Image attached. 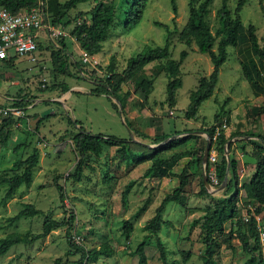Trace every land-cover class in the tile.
I'll list each match as a JSON object with an SVG mask.
<instances>
[{
	"label": "rangeland",
	"instance_id": "1",
	"mask_svg": "<svg viewBox=\"0 0 264 264\" xmlns=\"http://www.w3.org/2000/svg\"><path fill=\"white\" fill-rule=\"evenodd\" d=\"M38 1L46 5V0ZM107 1L115 4L114 26L101 51L95 55L88 54V61H83V50L72 29L79 21H89L93 2H81L68 10L59 25H53L54 13L46 5V19L57 33L50 41L41 44L34 60L19 55L12 65L0 64V106L17 101L22 109L21 116L12 117V133L7 146L0 147V175L20 171L16 163L28 156L33 148L39 153L29 185H20L6 202L1 201L5 187L0 188V238L13 231L39 233L43 221L48 218L63 223L31 244L13 245L0 257V264H51L58 257L61 264H74L81 260V251H76L75 244L90 252L103 247L104 243L114 249L110 256L84 257L80 264H137L138 256L134 250L141 241L145 243L147 264H161L159 242L166 251V264H202V217L209 206L229 196L231 174L226 169L221 179L217 176L216 184L207 175L204 186L201 178L207 166L216 170L222 158L228 160L230 157L237 162L235 183L239 189V213L224 223L223 232H215L217 246L213 264H246L250 254L242 249L237 236L231 239L234 248L228 247L225 233L229 230L234 234L245 232L248 242L253 245L254 237L248 230L251 217L261 241L255 255L264 258V205L249 201L240 187L248 181L255 167L251 140H257V137L251 134H264V98L253 95L242 74L235 47H227V58L220 66L213 94L201 103L196 118H187L184 110L190 91L212 69L206 53L199 52L194 43L185 45L179 39L188 16L189 0H175V15L170 0H148L139 21L128 28L124 25L127 0ZM236 2L227 0L232 11ZM220 5L221 0H212L210 4L207 21L212 33L219 27L217 9ZM262 7L264 0H247L240 17L244 26H255L260 45L264 47ZM156 21L166 23L172 33L169 45L172 58L178 59L183 49L187 51L180 64L182 85L176 91L175 105L169 106L166 102L168 75L164 71L157 75L152 72L157 61L144 67L145 74L153 80L152 91L146 101L142 99L134 78L121 85L120 95L129 92L124 106L106 92L100 95L91 93L92 88L99 86V80L111 71L120 72L127 59L145 45L164 44L166 30L155 24ZM41 38L43 41L42 32ZM218 38L216 36L214 50ZM61 41L75 77L58 74L52 69L50 53L60 47ZM48 112L51 115L45 116ZM4 117L7 116L0 114V122ZM68 117L80 121L83 128L91 133L126 138L136 151H143V145H156L153 140L155 128L174 134L173 138L186 136L184 142L164 152L169 162L174 163L172 168L177 173L191 158L193 160L188 168V183L180 195L182 202L173 201L165 206L163 219L169 221L168 225L162 224L155 234L145 229L162 198L178 185V178L151 177L147 169L150 161L127 164L116 152V146L103 145L99 154L87 152L84 155L81 178L75 180L71 175L80 154L73 145L72 136L79 126L69 123ZM126 120L132 128L128 127ZM211 127H214L212 136L208 133ZM208 141L209 153L214 152L216 157L214 161L207 158L204 162L203 152ZM16 144L20 145L15 151L13 147ZM221 145L223 151L219 150ZM200 156L201 161L198 160ZM129 182L131 188L123 206L121 192ZM57 184L62 188L63 201ZM230 187L234 189V185ZM146 199V209L138 218L132 217ZM24 203H32L42 213L13 219ZM256 208L259 211H255ZM71 215L73 220L68 227L67 218ZM124 219L133 225L128 240L121 229ZM181 250L191 252L186 261L182 259Z\"/></svg>",
	"mask_w": 264,
	"mask_h": 264
},
{
	"label": "trees",
	"instance_id": "2",
	"mask_svg": "<svg viewBox=\"0 0 264 264\" xmlns=\"http://www.w3.org/2000/svg\"><path fill=\"white\" fill-rule=\"evenodd\" d=\"M148 0H127L124 10V25L126 28L139 21L142 16L144 7ZM212 0H189L188 2V16L185 24L179 33V39L185 44L190 45L194 43L199 52L206 53L211 62L212 69L207 76H202L196 88L189 93V102L184 114L187 118H196L199 106L201 103L209 98L214 91L218 80L219 69L222 63L227 58V47L233 46L238 55V62L244 78L249 83L253 95L263 96L264 98V47L260 45L259 37L256 34L254 25L249 24L244 26L240 17V11L247 0H237L233 11L228 7L227 0H221V5L217 9L219 27L215 33H212L207 21V15L210 11V4ZM45 2V0H44ZM81 2H93L89 10V21L85 19L75 24L72 29V34L77 40L81 50L89 55H95L102 49L103 42L107 39L110 30L114 26L115 20V4L107 0H46V5L50 12L54 13L52 18L53 25H59L63 20L66 12L75 8ZM171 8L174 15L177 13V6L175 0H170ZM39 4L38 0H0V8H6L12 13H19L22 10H29ZM44 10L46 12V5ZM264 11V8L262 7ZM174 19V17H173ZM132 23V24H130ZM155 24L160 25L166 30L165 42L162 46L145 45L142 50L135 55L129 57L126 61L125 67L120 72L111 71L106 74L103 79L99 80L98 87L92 88L91 93L100 95L106 92L117 99L122 106H124L125 97L129 95L126 91L120 95L119 91L121 85L125 81L134 78L138 91L144 101L148 99L149 93L152 91L153 80L148 77L144 72V67L152 61H157V65L153 67L152 72L157 75L164 71L169 80L166 83V102L169 106L175 105L176 91L182 85L180 77V64L187 55L185 49L179 53V58L174 59L170 56L169 45L171 31L168 25L163 22L156 21ZM216 36H219L216 49L213 46L216 41ZM42 42H38L37 46L40 48ZM51 65L53 71L58 74L75 77L74 72L70 68L68 62V53L64 42H60V47L52 50L50 53ZM16 57H10L8 60L1 62V65H12ZM75 66L79 69V64L75 62ZM81 71V70H80ZM11 106H19L17 101H13ZM115 109L118 106L113 103ZM51 113H46L49 116ZM13 116L9 115L4 117L0 122V147H6L8 139L12 133ZM39 122V120H38ZM37 122V123H38ZM68 122L77 124L78 131L72 136V142L75 149L80 154L75 172L71 175L75 180L81 178L82 166L84 165V155L87 152L99 154L103 145L116 146V152L125 160L127 164L131 163L138 165L140 163L150 161L148 165L149 176L151 177H177L178 185L172 192L166 193L162 198L160 204L155 208L154 214L148 219L145 224V229L150 233H157L162 224H169V221L163 219V212L166 204L169 202H182L180 195L184 187L188 183L187 173L188 168L192 163V158L182 167L179 173L175 172L172 168V162L164 156V152L172 149L175 146L186 140V136L174 137V134L164 132L155 128L153 140L155 146L148 147L143 145V151H136L131 148L126 138L117 137L103 133H91L83 128L80 121L72 120L68 117ZM128 127H131L129 121L126 120ZM136 133L137 131L134 130ZM214 127L208 130L210 136L213 135ZM257 140H251L253 149L255 151V167L247 182H244L240 187L245 192V197L254 203L264 205V134L253 133ZM20 144H16L13 149L16 151ZM223 151V146L219 147ZM39 153L36 148H33L28 156L19 160L16 166L20 171H16L10 175H0V188L5 187V191L1 197L2 202H6L12 198L20 185H29L32 180L33 168L38 164ZM201 161V156L198 158ZM237 162L234 158L230 157L228 160L222 158V161L216 165V175L221 179L227 169L231 174L229 190L231 191L228 197L221 198L219 201L209 206L203 215L201 228L203 230L204 248L202 254V264H213L214 255L217 246L215 240V232L224 231V223L229 219L236 217L239 213L238 195L239 189L237 188ZM208 166L203 171L201 178L202 185L206 182L203 176H207ZM234 185V189H231ZM131 183H127L121 192V204L123 206L127 203V195L130 191ZM57 189L60 193V200L63 201L64 194L62 188L57 184ZM148 199L139 206L132 214V217L138 218L140 214L146 209ZM255 211H259L256 208ZM42 213L32 203H24L23 208L20 209L13 219L18 220L21 217L34 216ZM73 216L67 218L68 227H70ZM63 223L54 219H45L42 224V231L39 233H21L17 231L9 232L4 237L0 238V257L4 255L15 244H31L37 239L45 237L53 228L61 226ZM122 233L125 239H129V235L133 230V225L128 219L122 220L121 223ZM248 230L254 237L253 245L248 242V237L245 232L234 234L232 230L225 233V242L228 247L233 249L231 239L237 236L241 242L242 249L248 252L249 258L246 264H264L262 255H255V251L261 247L260 233L253 224V217L250 218ZM70 240V239H69ZM74 244V243H71ZM76 245V251H81V260H77L74 264H80L82 258L93 257L98 255L110 256L114 249L107 243L103 247L94 249L90 252L85 251L83 247ZM143 241L139 242L135 247L134 253L138 256L137 264H147V258L144 252ZM159 245V258L161 264H166V251L161 242ZM182 259L186 261L191 252L189 250H181ZM51 264H61V259L56 258Z\"/></svg>",
	"mask_w": 264,
	"mask_h": 264
},
{
	"label": "built area",
	"instance_id": "3",
	"mask_svg": "<svg viewBox=\"0 0 264 264\" xmlns=\"http://www.w3.org/2000/svg\"><path fill=\"white\" fill-rule=\"evenodd\" d=\"M47 12L44 10L43 2L29 10H22L19 13H12L6 8H0V63L10 57L24 56L34 60V54L38 50L37 43L50 41L51 37L57 32L52 24L46 19ZM41 32L44 35L42 41ZM13 52V53H12ZM83 61H88V54L82 52ZM0 114L3 116L12 115L19 117L22 109L17 106L2 105ZM214 152L208 155L209 161L215 160ZM207 175L212 182H218L216 171L209 169Z\"/></svg>",
	"mask_w": 264,
	"mask_h": 264
},
{
	"label": "water",
	"instance_id": "4",
	"mask_svg": "<svg viewBox=\"0 0 264 264\" xmlns=\"http://www.w3.org/2000/svg\"><path fill=\"white\" fill-rule=\"evenodd\" d=\"M115 98V97H114ZM209 149H210V142L208 141L205 145L204 152H203V161L205 162L209 155ZM205 173V172H204ZM204 181L206 182V177L203 176Z\"/></svg>",
	"mask_w": 264,
	"mask_h": 264
}]
</instances>
